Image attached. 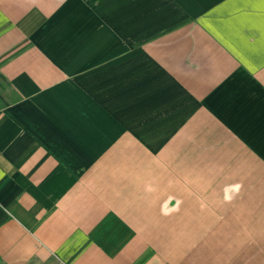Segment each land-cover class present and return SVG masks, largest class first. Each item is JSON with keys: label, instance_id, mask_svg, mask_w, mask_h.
Here are the masks:
<instances>
[{"label": "crops", "instance_id": "crops-1", "mask_svg": "<svg viewBox=\"0 0 264 264\" xmlns=\"http://www.w3.org/2000/svg\"><path fill=\"white\" fill-rule=\"evenodd\" d=\"M0 264H264V2L0 0Z\"/></svg>", "mask_w": 264, "mask_h": 264}, {"label": "rangeland", "instance_id": "rangeland-1", "mask_svg": "<svg viewBox=\"0 0 264 264\" xmlns=\"http://www.w3.org/2000/svg\"><path fill=\"white\" fill-rule=\"evenodd\" d=\"M232 195H233V193H232ZM226 207H224V206H219V207H217V210L218 211H221V210H223V209H225ZM206 222V221H205ZM194 225L195 226H199V228H201V229H203V226H204V222H202V221H199V222H196V223H194ZM205 235H202V236H196V237H194L195 239H199V238H201V237H204ZM205 240H209L208 238L207 239H200V240H193V242H194V244L195 245H193L190 249H192V250H194V251H201L202 249H203V247H204V245H205ZM217 238H215V237H211V241H212V243H214V242H217ZM196 256H198V255H196ZM202 261V259H198L197 260V263H200Z\"/></svg>", "mask_w": 264, "mask_h": 264}, {"label": "snow or ice", "instance_id": "snow-or-ice-1", "mask_svg": "<svg viewBox=\"0 0 264 264\" xmlns=\"http://www.w3.org/2000/svg\"><path fill=\"white\" fill-rule=\"evenodd\" d=\"M262 2H264V0H262Z\"/></svg>", "mask_w": 264, "mask_h": 264}]
</instances>
